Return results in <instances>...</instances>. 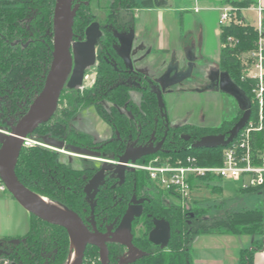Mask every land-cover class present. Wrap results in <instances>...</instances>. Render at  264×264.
I'll return each mask as SVG.
<instances>
[{
    "label": "trees",
    "instance_id": "16d2710c",
    "mask_svg": "<svg viewBox=\"0 0 264 264\" xmlns=\"http://www.w3.org/2000/svg\"><path fill=\"white\" fill-rule=\"evenodd\" d=\"M57 0H0V128L11 131L10 123L16 124L30 108L42 91L49 73L54 48V13ZM249 1L234 2L232 6H247ZM156 0H112L106 13L105 37L110 52L113 33H127L134 29L135 11L153 9ZM90 7L82 4L77 12L74 30L84 34L93 21ZM220 67L250 98L251 91L241 78L239 53L253 49L255 31L248 27L223 28L220 32ZM238 40L235 48L228 46V38ZM119 72L109 62L101 59L95 85L81 91L65 89L61 95L54 117L40 125L33 139L44 143L47 136L63 140L67 146L96 150L101 157L118 160L127 147L138 139L148 143L151 138L160 140L164 133V120L160 116L159 102L150 90L142 93L137 104L132 100L133 87L122 83ZM130 75L124 77L128 80ZM95 108L98 115L107 122L119 138L100 141L88 133L72 128V121L86 108ZM251 110L254 106L251 105ZM244 112L232 121L219 127H204L186 123L171 128L164 151L142 159L148 161L155 156L173 161L187 156L196 157L200 166H221L225 146L195 149L196 142L208 136H223L228 139ZM256 149H264V132L254 134ZM1 147V145H0ZM99 170L93 160H83V167L75 169L64 160L62 154L39 145L23 147L16 166L19 181L33 193L56 202L86 221L90 207L84 187ZM109 183L97 199L96 220L99 228L122 219L132 195L147 197L143 223L144 233L134 239L146 256L133 264H192L193 244L201 235L223 229L229 235H249L254 239L251 249L240 253L239 264H255L257 252L264 247V211L243 209L241 211H220L209 214L208 209L197 206V200L185 204L177 196L159 190L151 195L146 189L148 176L135 170L126 172L123 185L114 175H108ZM0 184H3L0 178ZM115 186V187H114ZM193 188L205 186L219 194L223 188L210 185L206 180L193 183ZM245 193L261 190H241ZM117 199H116V198ZM178 200V203L168 198ZM120 199L121 203L116 204ZM201 203V202H200ZM154 218L165 220L171 226V240L168 247H154L149 241ZM71 240L68 232L59 226L42 221L31 215L28 233L19 238L0 241V259L12 264H66L71 254ZM110 264H120L127 251L121 244L110 243ZM1 264V263H0ZM82 264H101L99 250L88 246Z\"/></svg>",
    "mask_w": 264,
    "mask_h": 264
},
{
    "label": "water",
    "instance_id": "95a60500",
    "mask_svg": "<svg viewBox=\"0 0 264 264\" xmlns=\"http://www.w3.org/2000/svg\"><path fill=\"white\" fill-rule=\"evenodd\" d=\"M159 0H156V6ZM79 6H74V0H57L54 13V48L53 61L46 78L45 85L39 95L32 102L27 113L15 124L10 123L11 131L8 135L0 133V178L6 189L16 199V201L31 215L36 216L44 222L64 228L69 236L71 243L79 249L78 261L82 264L86 248L96 246L100 249L102 264H109L108 243H118L128 248V254L121 264H132L139 258L146 256L133 244L132 224L143 214V206L140 201L133 198L131 205L122 218L120 228L112 232L111 227L106 234L101 233L95 221L96 196L100 186L103 184L106 173L113 169L111 164L104 163L98 173L86 185L84 192L91 206V219L89 228L86 223L75 213L66 207L57 204L62 209H58L46 203L44 197L28 190L16 175L18 159L24 147L25 139L35 133L40 125L48 123L57 111L60 96L65 87L70 90L80 88L84 83L86 69L93 66L96 62L95 47L98 40L102 37L100 25L93 23L86 31L87 41L84 43H73L74 23ZM134 33L129 38L121 40L120 52L125 57L128 65L130 63V52L132 49ZM126 42L128 45H126ZM193 60V58L191 59ZM132 68V67H131ZM172 69L159 81L160 90L157 93L159 109L168 120L165 111L162 88L165 80L170 79ZM218 76H220L218 74ZM222 90L227 95L239 102L241 110L244 112L242 118L233 128L228 139L223 136H208L202 138L194 144L195 149L216 148L227 146L233 142L238 134L248 123L252 110L251 102L245 93L238 88L228 74H222ZM174 85V83H173ZM169 86V85H168ZM165 139L157 147L154 145L135 147L137 142L126 149L123 155L118 158L119 164L113 170V175L120 181V185L125 183L127 164L137 163L141 159L156 155L161 152ZM46 146L69 152L75 156L86 158H99L100 153L96 150L67 146L63 141L52 137H45ZM47 199V198H45ZM49 200V199H48ZM154 229L150 232V243L165 249L171 240V226L165 220L153 219ZM68 262V261H67ZM67 264V263H66Z\"/></svg>",
    "mask_w": 264,
    "mask_h": 264
},
{
    "label": "rangeland",
    "instance_id": "374dc122",
    "mask_svg": "<svg viewBox=\"0 0 264 264\" xmlns=\"http://www.w3.org/2000/svg\"><path fill=\"white\" fill-rule=\"evenodd\" d=\"M176 1V6L178 7L180 0ZM111 2L112 0H91L90 11L96 15L97 20L104 21ZM191 5L192 4H189V6ZM244 16L248 21H254V17L251 13L245 12ZM178 18L179 17H177V19ZM201 18V16L195 14L194 12H185L183 14L182 24H179L180 18L176 21V28L179 30V34L181 33L182 36L186 37L189 35V31L194 33V40L197 48V60L192 67L187 68V60H180L179 52L181 55V51L179 50L175 54L178 56V60L181 65L183 64L185 66V69L182 73L180 68H177L175 77L178 82L175 84L174 88L173 85L171 86V89L175 94L168 95L164 98L172 126L191 123L204 127H219L224 122L232 121L239 116V108L233 98L222 92L207 90L205 87L207 84L205 79L206 74L219 65L221 42L219 41L217 35H215L216 30L219 28L217 17L210 16L206 20H201ZM197 23H199V26ZM200 25L203 26L200 27ZM176 37L177 35L173 37V39ZM200 41H202V44H200ZM176 48H178V46ZM138 54L137 49L135 48L134 55H132L131 58L132 63H136L140 69H143L148 74L150 73L152 77L160 81L165 74L157 75L155 72V70L159 68V61L154 63V59L151 62L149 61L141 65L138 63ZM176 61L177 60L175 59V66L177 63ZM164 70V68H161L160 72ZM169 70H171V67H169L168 70L166 69V73ZM89 73L90 75L94 74L93 71H90ZM187 73H189V78H186ZM188 90L196 91L199 95L182 94ZM81 91H83V88H81ZM170 108H172V111ZM103 123L106 124L107 129L104 128L105 126ZM71 125L73 129L90 133L98 142L109 141V139L113 137L112 127L108 123L102 122V120L97 116L95 109L92 107L82 110L72 121ZM99 125H101L100 128L98 127ZM5 132L8 134L10 133V131ZM98 132H105L104 140L97 138ZM29 138L33 139L32 136ZM107 138L109 139L105 140ZM60 154H62L64 160L71 163L75 169L82 168V158L68 155L67 152H60ZM94 161L98 166L103 164V162H107L109 164L115 163L113 166L117 163V160L115 161L109 158H101L100 160L94 159ZM220 182L223 187L222 194L214 192L205 186H202L201 189L194 191L195 194L193 199L197 200V206L208 209L209 214H215L217 210L241 211L243 209H255L256 207H261V209L264 210V191H262V194L258 192L245 193L239 189L238 183L226 180ZM146 189L151 195H156L159 191V189H157L154 184L149 181L147 182ZM172 198L173 197H169L168 199L171 201ZM172 201L178 203V200L173 199ZM30 219L31 214L16 201L7 189L0 191V241L24 236L29 231ZM139 225H142V223ZM137 234H142L141 226L138 227ZM210 234L224 235L227 233H225L223 229H218L212 231ZM257 238L258 237H253V239ZM241 242L243 244L246 243L244 239H241ZM3 259L8 260L1 258L0 262H2Z\"/></svg>",
    "mask_w": 264,
    "mask_h": 264
},
{
    "label": "built area",
    "instance_id": "2783aa9c",
    "mask_svg": "<svg viewBox=\"0 0 264 264\" xmlns=\"http://www.w3.org/2000/svg\"><path fill=\"white\" fill-rule=\"evenodd\" d=\"M245 12L253 15V22L245 18ZM234 27H248L253 29L256 35L253 49L239 53L241 78L250 88L251 105L254 106V110L236 139L225 146L222 165L200 166L197 158L193 156L175 161L155 156L148 161L141 162V159L135 164H127L129 170L146 173L149 182L157 189L179 197L185 204L191 203L194 191L202 188L192 186L194 182L200 180H206L210 185L219 181H233L239 184L240 190H264V149H256L252 137L254 134L264 132V6L260 3H251L242 7L232 5L222 7L219 15L220 32L223 28ZM237 43V39L228 38L229 47L235 48ZM223 46L227 47L221 45ZM5 131L0 128V133L8 135ZM36 145L48 147L35 139L29 137L25 139L24 147ZM118 164L117 161L116 165ZM5 189V185L0 184V191ZM0 263L11 264L4 259Z\"/></svg>",
    "mask_w": 264,
    "mask_h": 264
},
{
    "label": "flooded vegetation",
    "instance_id": "af4514ba",
    "mask_svg": "<svg viewBox=\"0 0 264 264\" xmlns=\"http://www.w3.org/2000/svg\"><path fill=\"white\" fill-rule=\"evenodd\" d=\"M90 3H91V0H74V6H79V9L81 7L82 4L84 5H87L90 7ZM110 6V5H109ZM91 8V7H90ZM78 9V11H79ZM77 11V12H78ZM92 15L94 16V19L93 21L88 25V27L85 29L84 31V34H78L76 33V31L74 30V38H73V43H84L87 41V37H86V31L87 29L93 24V23H98L100 25V31L102 32V37L98 40L97 42V45L95 47V51H96V62L93 66L89 67L86 69V73H85V77H84V83L83 85L80 87V88H83V90L85 89H90L92 88L95 83H96V79H97V74H98V70H99V67L101 65V59L103 58V60L106 62H109L111 66H114L115 69L119 72V79L121 78L122 80V83H128L131 87H133V91L131 92V95H132V100L135 102V103H139L142 99V93L145 92V91H148L150 90L151 92L155 93L156 96H157V93L158 91L160 90V86H159V81L152 78L150 73L148 74L146 71H144L143 69H140L136 63H132L131 61V58H132V55H134V49L136 48L137 49V54L139 56V59H138V63L142 60L145 59L146 57V47L136 41V22H135V26H134V29L127 32V33H119V32H114L113 33V41H111V49H112V52H110L108 50V47H107V41H106V35H105V29H106V24H105V19H106V16L105 15V19L104 21H100V20H97V17L95 14L92 13ZM96 18V19H95ZM135 18H136V14H135ZM137 20V19H136ZM134 33V37H133V44H132V49H131V52H130V63L131 65H128L127 62L125 61V57L123 56V54L120 52L121 50V47H122V44H121V40L120 39H126V38H129L130 37V34L131 33ZM185 38V37H184ZM201 44V42H200ZM126 45H128V43L126 42ZM143 46V47H142ZM201 46V45H200ZM142 48V50H141ZM180 49H181V53L183 54V59L187 60V68H190L193 66V64L196 62V56H197V48H196V43H195V40L194 38L192 40H190V42H186L185 40L182 41V43H180ZM187 57V59H186ZM193 58V60H191ZM175 59L177 60L176 62V66H175ZM53 61V60H52ZM174 61L173 63L170 65V66H167V70L169 69V67H171L172 69V72H171V76H170V79L168 80H165L163 84L167 85V87L165 89H161L162 92H163V97L166 98V96L168 95H171V94H175L172 89H171V86L173 85V88L175 86V84L178 82L177 78L175 77V74L177 72V68L179 69L180 68V71H184L185 69V66L181 63L180 61L178 60V56L175 55L174 56ZM178 65V66H177ZM132 67V68H131ZM90 71H93V75H90ZM218 74L220 76H218ZM222 74H227L226 72H224L221 67H220V59H219V65H217L216 68L212 69L208 74H206L205 76V79H206V82L207 84L205 85L206 89L207 90H210V91H216V92H223L222 90V85L224 86L225 84L223 83L222 84V78H221V75ZM127 75H130V77L128 78V80L124 81L125 79H122L124 77H127ZM165 75H166V72H165ZM164 75V76H165ZM86 77H88V79H86ZM186 78H189V73H187V76ZM231 78V77H230ZM232 79V78H231ZM232 81L238 86V88L240 90H242L244 92V90L241 88V86L239 84H237L233 79ZM169 85V86H168ZM65 89H68L67 87L64 88ZM78 89V88H76ZM63 90V91H64ZM70 90V89H69ZM75 90V89H74ZM63 93V92H62ZM245 93V92H244ZM183 95H188V94H192V95H199L196 91H193V90H188V91H185L182 93ZM226 94V93H224ZM39 95V94H38ZM37 95V96H38ZM62 95V94H61ZM227 95V94H226ZM245 95L248 97V95L245 93ZM229 96V95H228ZM231 97V96H230ZM61 98V96H60ZM158 98V96H157ZM233 98V97H231ZM249 98V97H248ZM233 100L235 101V103L238 105V108H239V112L238 114L240 113L241 110V106L239 104L238 101H236L234 98ZM250 100V98H249ZM60 101V99H59ZM251 102V101H250ZM31 106V105H30ZM58 106H59V103H58ZM58 109V108H57ZM95 109V108H94ZM160 110V109H159ZM170 110L172 111V108H170ZM96 111V110H95ZM166 113H167V117H168V120L165 119L164 115L160 112V116L163 118L164 120V133L161 137L160 140H154L151 138V140L148 142V143H143V142H139V135L141 133V130L139 131V134H138V139H136L134 142H132L127 148H129L131 145H133L135 142H137L136 146L135 147H140V146H150V145H154V147H157L160 142L165 139V142H164V145L162 146V150L161 151H164L165 150V147H166V142H167V139L169 138V133H170V130L171 128H176V127H180L182 125H179V126H172L171 122H170V119H169V114H168V108L166 106V109H165ZM97 113V111H96ZM98 114V113H97ZM25 115V114H24ZM23 115V116H24ZM55 115V114H54ZM22 116V117H23ZM99 116V115H98ZM54 117V116H53ZM52 117V118H53ZM100 117V116H99ZM101 118V117H100ZM102 119V118H101ZM103 120V119H102ZM104 121V120H103ZM13 122V121H12ZM105 122V121H104ZM14 123V122H13ZM107 123V122H106ZM186 124V123H185ZM191 124V123H190ZM113 130V137H111L109 139V141L115 139L114 137H116L117 139L119 138V133L114 131V129L112 128ZM7 131V130H6ZM83 132V131H82ZM87 133V132H85ZM89 134V133H88ZM33 135V134H32ZM50 137V136H49ZM53 138V137H52ZM55 139V138H54ZM58 140V139H57ZM44 141V140H43ZM59 141H63V140H59ZM67 147V143L65 141H63ZM42 144L45 145V143L41 142ZM43 147V146H41ZM46 149H49V150H52L54 152H58L60 153V151H63V150H59V149H56V148H49V147H44ZM59 150V151H58ZM126 151V150H125ZM98 152V151H96ZM99 153V152H98ZM68 155H73L71 153L68 152ZM75 156V155H73ZM78 158H82L83 160H93L94 159H98L100 160L102 157H99V158H86V157H79V156H76ZM82 160V162H83ZM118 161V160H117ZM95 162V161H94ZM106 163V162H103V164ZM101 164L99 166V170L98 172L100 171L102 165ZM112 165V164H111ZM117 166V165H116ZM116 166H113V169L109 172L106 173V176H105V179L103 181V184L100 186L99 188V192L96 196V199H95V202H96V207H97V199H98V196L100 194V192L102 191V189H104V187H106V185L109 183V179H108V175H113V170L115 169ZM82 167H83V163H82ZM129 170V169H128ZM127 170V171H128ZM97 172V173H98ZM95 175V174H94ZM93 175V176H94ZM93 176L86 181V184H85V187L86 185L88 184V182L93 178ZM117 182L119 183L120 185V181L117 179ZM84 187V189H85ZM115 187V186H114ZM85 193V192H84ZM86 195V194H85ZM136 197V199L138 201H140V204L143 206V214L142 216L139 218V219H136L133 224H132V234H133V244H134V239L136 238H139L143 235L144 233V226H143V223L142 225H136V222L137 220L139 221H142V218L144 217V205L149 202L148 198L147 197H139L137 195H132V198L131 200L128 202L127 204V208H126V211L128 210L129 206L131 205L132 203V200L133 198ZM116 198V197H115ZM117 199V198H116ZM86 200H87V195H86ZM122 199H120L118 202H116V204L118 203H121ZM88 202V200H87ZM88 205L90 207V213H89V217L86 219V221H84L86 223V225L91 228V225H90V219H91V206L88 202ZM96 207H95V221H96V225H97V228L98 230L103 233V234H106L109 232V228L111 227V230L112 232H116L118 230V228H120V225H121V220H119V218H117L113 223H110V224H106L104 225V227L102 228H99L98 227V224H97V220H96ZM126 213V212H125ZM125 215V214H124ZM123 218V217H122ZM153 222V220H152ZM141 226V229H142V234H137L138 233V227ZM153 229H154V224H153ZM150 235V233H149ZM149 238V237H148ZM109 244L108 243V249H109ZM115 244H118V243H115ZM152 244V243H151ZM154 247H160V246H156L154 244H152ZM124 246V245H123ZM134 246L139 249L140 251L142 250L140 247L136 246L134 244ZM93 247H96V246H93ZM126 247V246H125ZM71 248H72V243H71ZM98 248V247H96ZM127 248V247H126ZM87 249V248H86ZM99 250V256H100V249L98 248ZM86 252V251H85ZM142 252V251H141ZM144 253V252H143ZM127 254H128V248H127V251L125 252V254L122 256V258L120 259V264L123 260L126 259L127 257ZM85 255V254H84ZM110 257H111V252L109 250V260H110ZM84 259V258H83ZM140 259V258H139ZM138 260V259H137ZM136 260V261H137ZM100 261H101V257H100ZM135 261V262H136ZM12 264V263H11ZM102 264V262H101ZM110 264V262H109ZM133 264V263H132Z\"/></svg>",
    "mask_w": 264,
    "mask_h": 264
},
{
    "label": "crops",
    "instance_id": "0c3cea01",
    "mask_svg": "<svg viewBox=\"0 0 264 264\" xmlns=\"http://www.w3.org/2000/svg\"><path fill=\"white\" fill-rule=\"evenodd\" d=\"M244 1H249L254 4L260 3L264 6V0H198L197 2H194V0H184L185 3L183 0L182 2L180 0L178 7L176 6V0H159V5L153 9L136 10V41L142 43L146 47L147 52L145 59L139 63L143 65L155 59L153 61L154 63L159 61V68L155 72L157 75H164L167 66L173 63L177 51H181L180 43L183 40L188 43L194 38L192 31H189V35L184 38L176 28V21L180 18L179 24H182V18L185 12H194L202 17L201 20H206L210 16L217 17L219 25V15L222 7L231 5L234 2L240 3ZM188 3L192 5L189 6ZM177 17L179 18L177 19ZM197 25L199 26V23ZM202 26L200 25V27ZM176 35L177 37L173 39ZM215 35H217L220 41V28L216 30ZM200 42L202 44V41ZM177 46L178 48H176ZM179 57L183 61V54L181 53L180 55V52ZM161 68L165 70L160 72ZM102 122L104 121L102 120ZM103 125L107 129L106 124L103 123ZM98 127L100 128L101 125ZM97 136L98 139L104 140L105 132H98ZM214 185L223 188L220 181ZM262 191L264 190L258 193L262 194ZM255 209H261V207H256ZM224 235L208 234L199 236L193 244L192 264H239L240 253L245 249L252 248L253 237L245 235ZM240 238L244 239L246 243L243 244ZM255 264H264V247L262 251L257 252Z\"/></svg>",
    "mask_w": 264,
    "mask_h": 264
},
{
    "label": "bare ground",
    "instance_id": "6f19581e",
    "mask_svg": "<svg viewBox=\"0 0 264 264\" xmlns=\"http://www.w3.org/2000/svg\"><path fill=\"white\" fill-rule=\"evenodd\" d=\"M46 203L51 204L52 206L58 208V209H62L60 206H58L57 204H54L53 202H51L48 199H43ZM78 255H79V249L78 247L76 248V245L74 243H72V253L69 256L68 262L67 264H76L78 261Z\"/></svg>",
    "mask_w": 264,
    "mask_h": 264
}]
</instances>
